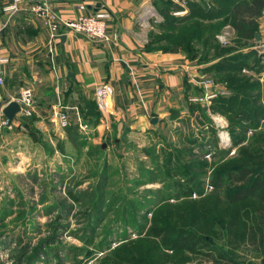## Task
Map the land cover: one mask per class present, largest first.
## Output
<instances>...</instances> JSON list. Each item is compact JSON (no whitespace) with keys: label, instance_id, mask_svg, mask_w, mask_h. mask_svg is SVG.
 <instances>
[{"label":"rangeland","instance_id":"374dc122","mask_svg":"<svg viewBox=\"0 0 264 264\" xmlns=\"http://www.w3.org/2000/svg\"><path fill=\"white\" fill-rule=\"evenodd\" d=\"M188 1L166 0L173 7L171 12L186 9L183 15L188 11ZM166 2L158 0V7ZM205 4L210 6L212 2L207 0ZM158 21L164 24L161 17ZM160 24L156 31L167 33L169 24L166 29ZM16 30L21 34L20 28ZM235 36L234 31L225 45L216 41L224 49L219 53L213 47L197 44L187 53L180 47L157 50L162 55L172 54L173 58L163 61L159 69L162 72L179 69L181 85L168 88L162 96V81L141 82L143 89L152 90L153 98L150 107L146 105L137 113L142 116L136 120L127 113L115 115L112 103L104 102L109 86L93 89L80 82L69 84L64 74L57 76L53 72L54 65L47 56L48 45L33 48L27 54L32 66L24 64L15 72L19 79L9 76L4 86L0 85V113L6 102L16 101L22 88L28 87L34 93L31 115L17 113L8 126L0 128V264H131L118 259L161 243L164 237L153 239L148 235V228L154 225L152 213L163 214L165 207L187 201L184 191L192 184L186 180L188 176L180 168V161L204 162L190 169L192 174H201L198 181L203 183V192L193 193L192 199L201 201V197L213 193L210 179L214 169L232 160L254 132L264 130L262 120L257 130L249 132L248 128L245 139L234 144L227 117L209 109L208 96L213 99L216 94L227 96L232 91L216 79V71H206L205 66L217 60L214 58L226 56L230 47L262 53L263 48L255 40L248 41L245 47H236ZM11 43L3 41L4 48L18 57ZM20 50H23L20 58H27L24 49ZM250 61L253 63L252 58ZM241 73L260 78L263 87L256 105L264 106L261 80L264 72L260 76L242 69ZM9 82L14 88H6ZM244 95H249V91ZM119 102L126 104L122 99ZM157 103H161V109ZM59 104L67 107L64 127L56 117ZM90 105L92 110L88 111ZM200 106L204 107V113ZM153 118L156 121L151 123ZM218 120L226 123L229 136L221 133L224 128H217ZM219 134L228 146H220ZM170 154H173L171 162L167 161ZM248 179L232 186L243 185ZM224 188L227 187L221 191ZM216 242L225 250L229 248L224 241ZM235 244L229 248L234 262L228 264H264L263 246L249 244L246 238ZM193 250L148 251L146 261L226 264L215 261L217 253L206 257Z\"/></svg>","mask_w":264,"mask_h":264},{"label":"trees","instance_id":"16d2710c","mask_svg":"<svg viewBox=\"0 0 264 264\" xmlns=\"http://www.w3.org/2000/svg\"><path fill=\"white\" fill-rule=\"evenodd\" d=\"M205 1L207 0L188 1L187 13L176 17L171 14L173 7L165 0V6L157 8L164 21L160 26L165 28L169 24V33L153 34L145 50L171 51L180 47L186 52L197 44L213 47L219 53L224 49L216 42L215 35L226 24H231L235 31L233 44H237L236 47H245L248 41L256 39L259 18L264 12V0H210V6H206ZM229 50L226 56L214 58L217 60L207 64L205 70L216 71V79L224 82L232 91L227 96L216 94L211 99L209 109L227 117L233 143L238 144L245 139L248 128L256 129L259 122L264 120V106L256 105L263 84L260 78L246 77L241 73L242 69H249L262 76L264 62L261 60L264 53L259 54L256 49L242 51L230 47ZM250 58L253 63H250ZM68 78L71 79V76ZM261 78L264 81V75ZM248 91L249 95H244ZM253 92L255 97L252 99ZM200 109L205 112L203 106ZM87 110H92V105L87 106ZM173 110L176 109H171ZM248 142L247 145L240 146L232 160L214 169L210 182L215 191L201 197V201H195L191 197L193 193L203 192V183L198 181L201 174H192L190 169L202 166L204 162L180 161V168L187 174L186 180H190L192 185L184 191V200L187 201L165 207L163 214L162 211L155 215L152 213L154 225L148 228V235L153 239L164 235L161 243L145 246L133 255L123 254L118 261L148 264V251L155 253L161 248H170L171 251L194 249L195 254L202 253L206 257L217 253L215 261L222 260L228 264L234 262L230 246L242 242L243 238L249 239V244L264 247V130L254 132ZM172 158L173 154H170L167 161L171 162ZM246 179L247 183L234 186L235 188L232 186L235 182ZM223 187L227 188L221 191ZM243 202L245 203L240 205ZM218 240L224 241L229 248L225 250L216 242ZM177 242L181 244L176 245Z\"/></svg>","mask_w":264,"mask_h":264},{"label":"crops","instance_id":"0c3cea01","mask_svg":"<svg viewBox=\"0 0 264 264\" xmlns=\"http://www.w3.org/2000/svg\"><path fill=\"white\" fill-rule=\"evenodd\" d=\"M4 2L5 0H0V55H9L11 60L8 63H0V70L4 71L2 75L0 74L2 86L5 80L8 81L9 76L19 79L15 72L17 73L24 64L32 66V60L28 55L33 48L45 43L48 45L49 63L52 58L53 72L57 76L60 74L67 78L71 76V79L67 80L69 84L80 82L93 89L105 85L110 87L112 92L109 89L104 101L112 103L114 114L117 116L120 113L122 115L127 113V116L130 117L131 114L134 120L140 119L142 114L137 113L145 109L146 105L150 107L152 90L146 87L143 89L141 82L146 81L148 84L151 81H162L163 86H160L162 96L168 88L174 89L181 85L182 75L179 69L175 70L174 67L172 68L174 71L171 69L170 72L169 69L163 72L159 69L163 61L173 58L171 53L162 55L157 50H145L153 34L159 33V30L156 31L160 24L158 17L163 19L157 8L158 0H54L50 3L61 21L74 20L80 14L106 11L108 27L119 31V41L110 46L73 33L64 25H61L62 34L59 35H63V39L57 37L50 40L44 19L38 18L26 6L7 18L8 15L2 10ZM80 4H84L83 10L79 8ZM16 27L20 28L21 34H18L17 30L15 32ZM258 35L259 40L255 39V43L263 48L264 53V12L259 18ZM3 41H12L10 45L18 57L12 56L11 52L4 48ZM21 48L24 49V55L28 54L27 58H20L23 51ZM23 59L25 60L21 61ZM10 86L14 88L10 82L6 88L9 89ZM19 86L21 87L20 83ZM120 99L126 104H121ZM160 105L161 103H157V108H160Z\"/></svg>","mask_w":264,"mask_h":264},{"label":"built area","instance_id":"2783aa9c","mask_svg":"<svg viewBox=\"0 0 264 264\" xmlns=\"http://www.w3.org/2000/svg\"><path fill=\"white\" fill-rule=\"evenodd\" d=\"M54 0H5L2 10L8 15L7 18H10L14 13H16L23 6H26L28 10H31L36 14L38 18L44 19L49 30V39H56L61 33L60 27L64 25L66 28L70 29L71 32L76 34H81L86 38L98 42H102L107 46L115 45L119 41V33L117 30H110L108 27V13L106 11H96L90 14H80L74 20L61 21L57 13L52 10L50 3ZM177 2V0H174ZM84 4H80L79 8L84 9ZM186 10H176L173 11V15H183ZM234 30L230 25H225L222 30L215 35V39L219 44H226L232 36ZM1 36V30H0ZM9 55H0V63H6L9 60ZM52 59V58H51ZM53 63V61L51 60ZM54 68V66H53ZM246 70V69H243ZM0 74H3V69L0 70ZM0 75V83L2 82V77ZM216 96V95H215ZM214 96V97H215ZM206 99H212V96H208ZM202 100V99H201ZM10 101V100H9ZM16 101L19 103L20 111L18 112L21 115H31L34 109V93L32 89L25 87L22 88L19 92V96L16 98ZM105 102V101H104ZM66 106L58 105V111L56 113L57 121L59 124L64 127L67 124V115L65 110ZM11 122H8L7 118L0 113V128L8 126ZM216 123L217 128H224V131L227 136H229L228 131L226 130V123L222 124L218 120ZM260 128V127H259ZM249 132H252L249 129ZM219 138L220 134H219ZM230 141V140H228ZM220 146L223 148L228 146V142L225 139L220 140Z\"/></svg>","mask_w":264,"mask_h":264},{"label":"water","instance_id":"95a60500","mask_svg":"<svg viewBox=\"0 0 264 264\" xmlns=\"http://www.w3.org/2000/svg\"><path fill=\"white\" fill-rule=\"evenodd\" d=\"M256 40H259V35L256 33ZM61 40L63 39V35L58 36ZM20 111L19 103L15 100H10L4 104L1 108V114L7 118L8 122H11L15 115ZM156 118L151 120V123L155 122Z\"/></svg>","mask_w":264,"mask_h":264},{"label":"bare ground","instance_id":"6f19581e","mask_svg":"<svg viewBox=\"0 0 264 264\" xmlns=\"http://www.w3.org/2000/svg\"><path fill=\"white\" fill-rule=\"evenodd\" d=\"M222 136V135H221ZM224 136V135H223ZM226 137V136H225Z\"/></svg>","mask_w":264,"mask_h":264}]
</instances>
